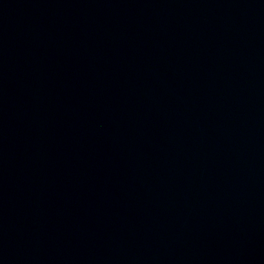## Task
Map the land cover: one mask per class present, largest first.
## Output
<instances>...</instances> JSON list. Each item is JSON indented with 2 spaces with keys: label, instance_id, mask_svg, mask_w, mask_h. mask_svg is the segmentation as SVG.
<instances>
[{
  "label": "water",
  "instance_id": "obj_1",
  "mask_svg": "<svg viewBox=\"0 0 264 264\" xmlns=\"http://www.w3.org/2000/svg\"><path fill=\"white\" fill-rule=\"evenodd\" d=\"M0 264H264V0H0Z\"/></svg>",
  "mask_w": 264,
  "mask_h": 264
}]
</instances>
